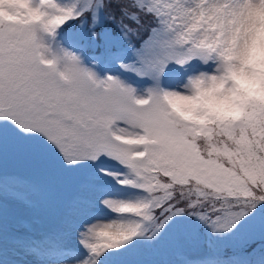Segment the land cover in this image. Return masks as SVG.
Here are the masks:
<instances>
[{
	"label": "snow or ice",
	"instance_id": "snow-or-ice-1",
	"mask_svg": "<svg viewBox=\"0 0 264 264\" xmlns=\"http://www.w3.org/2000/svg\"><path fill=\"white\" fill-rule=\"evenodd\" d=\"M81 15L57 0H14L0 17V146L3 124H11L41 139L68 168L96 165L81 178L85 187L104 192L111 180L127 192L100 200L114 217L82 226L79 240L89 256L79 264H97L106 250L143 235L146 224L159 229L187 213L227 230L244 209L264 202V124L197 134L172 115L159 88L138 95L113 76L97 79L74 54L52 53L41 34ZM141 15L154 25L140 48L161 72L213 48L200 29L215 12L197 10L191 0H127L121 17L109 18L125 37H139Z\"/></svg>",
	"mask_w": 264,
	"mask_h": 264
},
{
	"label": "rangeland",
	"instance_id": "rangeland-1",
	"mask_svg": "<svg viewBox=\"0 0 264 264\" xmlns=\"http://www.w3.org/2000/svg\"><path fill=\"white\" fill-rule=\"evenodd\" d=\"M73 1L81 5L74 9L76 12L92 4L98 19L101 0ZM57 3L71 7L69 0H57ZM191 4L197 10L203 7L207 9L206 13L215 12L207 23L202 22L200 31L210 35L215 47H220L226 36L233 35L231 52L233 60H236V54L247 39L242 28L236 31L247 22L239 0H228L227 3L224 0H191ZM13 7L14 0H0V9L4 13ZM209 24L216 26L209 27ZM56 32L41 34L43 43L52 53L74 54L80 66L97 79L113 76L132 86L138 95L145 94L149 88H179L188 73L211 70L212 67L195 59L183 68L170 62L161 72L156 61L149 60L143 49H130L120 39L113 38L108 29L101 30L99 40L92 33L86 43L80 37L83 36L81 32L80 36L68 41L61 32ZM229 85L235 89L234 82L229 81ZM206 107L209 108L203 103L197 105L195 113ZM169 109L177 120L187 124L180 113L170 106ZM208 111L211 112L210 108ZM103 166L114 167L111 161H104ZM95 168L96 165L91 164L68 168L41 139L26 137L11 124H3L0 146V264H79L89 256L79 240L82 226L115 216L100 203L104 196L127 194L111 180L105 181L108 189L104 192L85 187L81 178ZM243 213L227 230L214 231L205 223L198 231L196 223L187 226L182 220L171 238L157 237V232L171 227L175 221L173 216L142 240L133 237L123 246L105 251L97 258V264H109V261L111 264H220L211 259L209 255L212 252L227 250L240 253L239 248L251 241L264 243V209L243 210ZM189 256L193 260L188 261Z\"/></svg>",
	"mask_w": 264,
	"mask_h": 264
},
{
	"label": "clouds",
	"instance_id": "clouds-1",
	"mask_svg": "<svg viewBox=\"0 0 264 264\" xmlns=\"http://www.w3.org/2000/svg\"><path fill=\"white\" fill-rule=\"evenodd\" d=\"M239 6L245 10L247 22L236 31L242 28L247 39L236 54L238 58L233 60L231 40L234 36L228 35L220 47L213 44L209 54L199 57L202 64H211V70L188 73L179 88L157 90L163 101L182 116L191 118L192 110L203 103L221 118H237L242 112V100L252 98L264 102V2L239 0ZM213 26L216 25L209 24ZM229 81L234 82L235 90Z\"/></svg>",
	"mask_w": 264,
	"mask_h": 264
},
{
	"label": "trees",
	"instance_id": "trees-1",
	"mask_svg": "<svg viewBox=\"0 0 264 264\" xmlns=\"http://www.w3.org/2000/svg\"><path fill=\"white\" fill-rule=\"evenodd\" d=\"M81 1V0H78ZM102 5H99L100 13L98 12V19L93 20L95 16L94 11L92 10V4L90 6L81 8L77 12L83 11V15L78 16L74 19H69L64 24L60 25L59 28L55 29L57 32H61L63 37L67 40H73L77 36H80L79 33H83V36H80L81 39L86 43V39L93 33L95 39L99 40L100 32L108 29L109 34L113 38L120 39L122 43L128 46L130 49L137 50L140 48L141 42L147 37L148 31L145 22L154 24V21L150 16L141 15V21L144 25V30L140 33L139 37L129 36L125 37L121 33L120 27L117 25L115 19H110L109 17H121V9L126 6L127 1L124 0H101ZM100 1V2H101ZM71 7L74 6V9H78L81 5H77V2L69 0ZM74 4V5H73ZM92 10V11H91ZM4 15V11L0 9V17ZM131 23V21H127ZM56 32V33H57ZM235 90V89H234ZM241 95L243 93L241 92ZM242 112L241 115L237 118H221L215 112L208 111L209 108L202 109L199 113H195V109L192 110V117H185L183 119L189 125H193L197 134L209 135L210 131L213 128H226L232 127L239 124L254 125L258 122L264 124V102H257L252 98L241 101ZM203 117V119H200ZM256 209H264V202H259L255 207L244 209V211H253ZM175 221L168 230H160L157 232V237L161 239L171 238V234H176V226L184 220L186 224L192 225L196 223L198 231H201L205 225V222L200 220L195 215H189L187 213H182L175 215ZM154 224H146L144 228V234L140 236H135L134 239L142 240L147 237L154 231ZM183 233V231L181 230ZM180 232V233H181ZM173 235V236H174ZM178 235V234H177ZM170 236V237H169ZM260 240L251 241L250 243L243 245L239 249L240 253H233L227 250H223L219 253H211V259L215 263L220 264H264V243L259 242ZM110 252L111 249L106 250ZM180 251V250H176ZM110 254V253H109ZM114 258V257H112ZM193 260V257H188V261ZM109 264L111 262L109 261Z\"/></svg>",
	"mask_w": 264,
	"mask_h": 264
}]
</instances>
